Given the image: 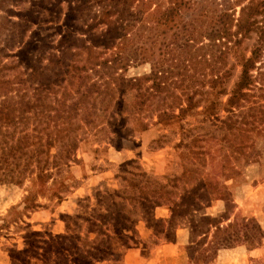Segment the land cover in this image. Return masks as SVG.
<instances>
[{"label":"rangeland","instance_id":"rangeland-1","mask_svg":"<svg viewBox=\"0 0 264 264\" xmlns=\"http://www.w3.org/2000/svg\"><path fill=\"white\" fill-rule=\"evenodd\" d=\"M165 1L167 2V0ZM55 3L56 0H0V8L11 11L12 13L9 15L13 16H7L6 19L10 21L7 23L6 19L2 18L4 14L0 12V49L4 50V54H7L3 58L5 67L0 69V79L26 78L30 75V70H26L22 63L15 66L18 59L14 57L28 41H32L27 51L28 55L33 50L34 61H38L41 64L40 67L47 64L45 58L51 50L49 46L47 49L41 46L44 42L47 43V40H50L51 44L55 46L58 45L66 31L72 29L69 24L65 26L62 23L68 7L65 2L58 4L60 14L58 12L59 16L57 15L55 19L54 15L52 18L56 23L43 24L44 21L41 18L47 17L45 9L48 10ZM113 5V3L108 4L110 7ZM115 5V10L122 11L124 6L121 2H116ZM97 6H99L98 1L90 0L83 13L75 15V19L79 17L76 23L74 20L72 21L74 23L73 30L77 32L76 37L86 39L85 36H80L78 33L92 32L94 21L92 22L90 18L93 17L94 9H97ZM80 11L82 12V10ZM238 12L239 8H236V17ZM85 13L89 15L82 18ZM37 16L39 17L37 18ZM173 17L174 15L166 14L159 24L164 28L175 21ZM60 21L62 22L60 23ZM88 26L89 28H87ZM160 43L159 38L156 45L150 47L155 54L158 52L157 48ZM252 43V40H241L232 49L229 61L234 66V80L244 60L249 56L248 50ZM112 53V50L107 51L106 54L101 55V58H110ZM82 55V58L86 57L85 53ZM201 69H203L202 65H197L193 70L181 71L182 77L171 79L176 84L172 87H177L172 88V91L178 96L182 95L183 91L187 94L197 93L194 100L201 101V106L208 98L206 104L208 114L224 116L219 101L223 102L225 98H219L217 89L212 91L209 96L201 95L204 90H208L206 79L203 77L206 72ZM149 70L148 63L131 65L124 72V76L127 78L139 77L147 74ZM86 75L91 76V71H88ZM93 77L92 75L91 79ZM46 78L49 77L46 76L44 79ZM72 83L73 85H70L67 78L62 81L61 87H54L55 95H51L48 99L43 95L36 101L35 97L30 98L35 84L29 81L26 86L29 95L25 98L24 103L29 102L31 109L25 111L24 117L16 125H8V131L14 135L26 132L29 136L39 137L41 142H44L45 134L53 130L51 128L53 121L49 117L55 116L58 126L66 128L57 133L60 137L58 140L67 144L70 140H74L77 146L74 150L75 163H70L68 173L63 174L66 168L62 173V184L72 187L68 192H63L62 187L57 185L51 190L39 194L36 184L29 180L22 187L0 186V264H68L64 258V256H69L66 250L69 249L71 241L76 242L75 238L78 237L81 240L80 244L83 241L90 253L92 252L97 257L100 256L97 250L92 249L96 246V243L93 244L95 235L88 233L89 228H86V220L98 218L105 214L109 207L107 212L110 215L109 219L118 220L123 217V223L127 224L129 228H110L111 231L108 232V235L111 236L110 239L104 237L103 241L100 240V245L107 246L111 251L107 252L105 259L97 262L98 264H103V262L104 264H124V257L128 251L132 252L140 245L150 249L156 248L155 245H164L173 241L177 230L183 228L188 229L191 235L192 245L189 253L196 256V260L200 264H216L218 252L222 250L241 248L240 251L245 255V251L249 252L247 247L259 248L264 245V236L259 235L253 228L246 229L249 235L247 240L242 236V228H238L239 238L235 242L229 243L231 247H223L220 243L217 247L215 242L219 241L223 235L218 233L216 235V228H214L215 226L224 227L228 222L241 218H252L261 230L264 228V151L260 164L235 169L237 166L241 167L243 161L240 160L241 163L238 165L234 164L232 157L235 154H232L230 150L228 151V162L223 163L220 143L212 138L206 139L211 136L207 134L213 133V130L200 129L201 116L187 117L183 121L184 131L181 134L177 132V123L173 122L171 128L176 133L175 136L168 132L169 136L162 138L160 140L162 143L159 145L158 142L150 143L158 137L157 131L150 129L140 135L131 132L133 127L136 128L134 124L132 125L134 120L127 119L125 114L116 113L122 107L115 104L108 105V100L105 98L102 103L99 102L96 105V108L102 109L100 113L94 114L90 107L92 103L90 98L88 103L79 104L75 109H67L64 112L63 107L69 103L66 104L67 101L64 103L62 97L64 93L73 90L72 86H75L76 82L72 81ZM54 98L57 99L55 103H53ZM185 98L181 97L182 100ZM171 99L168 97V102ZM94 100L100 101L98 98ZM158 102L155 99L153 104L157 105ZM126 105L128 106V104ZM148 106L149 103H145L142 109L149 110ZM11 107L14 108V111L19 112L18 110L23 109L26 105L21 103V105H12ZM15 108L18 109L15 110ZM54 110L56 111L54 112ZM143 115L146 117L145 121L152 120L148 119L151 114L143 112ZM64 117L67 118V122L71 126L67 127V122L61 121ZM123 119H127V128L131 129L122 131ZM2 129L3 127L0 128V130ZM1 132L0 148L3 146ZM122 133L129 134L121 136ZM109 134L111 142L108 141ZM183 135L188 137L182 145L176 147ZM215 135L216 133H214ZM195 138H198V141L195 146H192L191 143ZM57 150L53 149L52 155ZM191 164H195V167L191 168ZM183 170L189 171L187 175L190 174L194 177L172 183L174 177H178ZM234 170L239 174L235 175ZM193 172L195 173L193 174ZM225 173L235 175L234 179L224 183L230 193L228 210H225L219 193L212 191L209 192L206 202L204 199H198V203L202 207L201 212L191 209L187 210L188 212L183 217H171V209L174 208L173 202H178L181 194L173 186L179 188L181 185L178 183L194 184L196 182L193 179L197 180L198 177L206 179L212 184H221L224 181ZM159 184H164L166 191L170 193L163 196L155 193L160 191ZM54 192L61 196L60 199L56 198L58 195H53ZM114 193L117 195H111ZM107 194L111 196L106 198ZM134 194L138 198L133 196ZM142 196H145L146 199H142ZM184 209L185 206L182 205L179 209L175 208L174 211L179 212ZM203 217H207L208 221L202 220ZM105 229L107 230V228ZM140 233L143 236H149L141 238ZM71 236L73 238L70 240ZM56 250L57 253L59 252L58 254L55 253ZM247 261L248 264H264L263 259L257 261L250 258ZM235 264H238V261Z\"/></svg>","mask_w":264,"mask_h":264},{"label":"trees","instance_id":"trees-1","mask_svg":"<svg viewBox=\"0 0 264 264\" xmlns=\"http://www.w3.org/2000/svg\"><path fill=\"white\" fill-rule=\"evenodd\" d=\"M89 1L56 0L57 5L55 3L48 10L45 9L47 12L45 16L49 18L47 20L41 18L43 24L56 23L52 18L55 15L56 19L60 14L58 4L67 3L65 18L60 23H64L65 26L69 24L72 29L66 31L57 47L51 44L50 40H47V43L43 41L41 47L47 49L49 46L51 51L45 58L47 64L41 67V64L33 59V50L28 55L27 51L32 43L28 41L14 57L18 59L15 66L22 63L26 70H30V75L26 78L0 79V128L3 127L0 130L3 131L1 132L3 146L0 148V186L22 187L29 180L36 184L39 194L57 185L62 187L63 192H68L72 188L62 184L61 179L63 174L68 173L70 163L74 162V150L77 145L74 140H70L68 144L58 140L60 137L57 133L66 128L58 126L57 117H49L53 121L51 126L53 130L45 134L44 142H41L39 137L29 136L26 132L14 135L8 131V125H16L24 117L25 111L31 109L29 102L24 103L29 95L26 91L29 81L35 84L30 98L35 97L36 101L43 95L47 99L55 95L54 87H61L63 80L68 78L70 85L75 81L73 90L63 94V102L69 103L63 107L64 112L67 109H75L79 104L88 103L90 98L92 102L90 107L94 114L100 113L102 109L96 108V105L102 103L105 98L108 100V105L115 104L122 107L116 113L125 114L127 119L134 120L132 125L134 124L136 128L131 129L127 128V119H123L122 131L131 129V132L140 135L154 129L158 137L150 143L158 142V145L162 143L160 141L162 138L169 136L168 132L175 136L176 133L171 128L173 122L177 123V132L181 134L184 131L183 121L187 117L201 116L200 129L213 130V133L207 134L211 136L205 137L220 143L223 163L228 162L229 150L235 154L232 157L234 164L238 165L241 163L240 160L243 161L242 166H237L235 169L261 163L264 151V0H167V2L165 0H94L98 1L99 5L97 9L93 8V17L90 18L92 22L94 21L93 25L91 24L94 28L92 32L78 33L86 37L82 39L75 36L77 32L73 30L72 21L74 20L75 23L78 21L79 17L75 19V15L82 14ZM116 2L122 3L124 6L122 11L115 10ZM110 3H113L114 7L108 6ZM236 8H239L237 17ZM0 12L4 14L3 19L8 18L7 16L13 17L9 15L12 12L4 8H0ZM166 14L174 15L175 21L162 28L159 22ZM87 15L89 14L85 13L82 18ZM6 21L10 23L9 19ZM159 38L161 43L155 54L150 47L155 46ZM241 40H252L253 43L248 50L249 56L244 60L234 80V66L230 63L229 57L232 55V49ZM110 50L113 51L112 56L102 59L101 55ZM83 53L85 58H82ZM6 56L4 50L0 49V69L5 67L3 58ZM179 56L181 58H177ZM144 63L150 65L147 74L133 78L124 76V72L131 65ZM197 65H202L201 70L206 72L203 77L206 79L208 90H204L201 95L209 96L217 89L219 98H225V101H219L224 116L208 114L206 108L208 98L201 106V101L194 100L197 93L187 94L183 91L182 95L186 98L182 100V95L178 96L172 91V88L177 87H172L176 84L171 79L182 77L181 71L193 70ZM88 71H91V76L95 78L91 79L90 75H86ZM46 76L49 78L44 79ZM168 97L172 98L170 102L167 100ZM95 98L100 101L96 102ZM155 99L159 101L157 105L153 104ZM55 102L57 99L54 98L53 103ZM21 103L26 107L18 110L19 112L11 107ZM145 103H149V110L142 109ZM199 108L201 110H198ZM143 112L151 114L148 119L152 120L145 121ZM61 121L67 122V118L64 117ZM88 123L92 124L89 121ZM66 126L69 127L71 124L67 122ZM128 134L122 133L121 136ZM187 137L183 135L176 147L182 145ZM108 141L111 142L110 134ZM196 141L198 138L192 141V146L196 145ZM53 149L58 150L52 155ZM193 166L195 167V164H191V168ZM64 168L66 170L63 173ZM188 172L183 170L178 177H174L172 183L181 179L183 181L192 179L194 176L187 175ZM233 173L239 174L235 170ZM235 175L225 173L221 184H212L198 177L197 180L193 179L196 182L194 184L178 183L181 185L179 188L173 186L181 194L178 202H173L171 217H183L191 209L201 212L202 207L198 199H204L206 202L209 192L212 191L219 193L225 210H228L230 193L224 183L234 179ZM158 186L160 191L155 193L162 196L170 193L166 191L164 184ZM53 195L58 193L54 192ZM111 195L107 194L106 198ZM133 196L138 198L136 194ZM60 197L56 196L57 199ZM142 199L146 197L142 196ZM113 205L115 206L114 202ZM182 205L185 206L184 210L174 211ZM109 208L98 218L86 220L88 233L95 235L93 244L96 243V246L92 249L97 250L100 256L90 253L83 241L80 244L81 240L78 237L75 238L76 242L71 241L69 249L66 250L69 256L64 258L68 264H98L97 262L105 259V254L111 251L107 246L100 245L104 237L110 239L111 236L108 235L110 228H129L123 223V217L118 220L109 219L110 215L107 214ZM202 220L208 221V218L203 217ZM214 228L216 235L217 233L223 235L219 241L216 240L217 247L219 243L223 247H231L229 243L239 238L238 228H242V236L246 240L249 238L247 228H253L259 235L264 236V231L252 218L234 219L224 227ZM72 238L69 237L70 240ZM247 248L249 251L258 249ZM190 263L200 264L196 256H192L191 253Z\"/></svg>","mask_w":264,"mask_h":264},{"label":"crops","instance_id":"crops-1","mask_svg":"<svg viewBox=\"0 0 264 264\" xmlns=\"http://www.w3.org/2000/svg\"><path fill=\"white\" fill-rule=\"evenodd\" d=\"M264 231V228H262ZM141 235V233H140ZM149 235L141 238L148 237ZM190 232L188 229H178L175 239L171 242L155 245L156 248H148L140 245L132 252L128 251L124 257V264H189V249L192 245ZM241 248L222 250L218 252L216 264H248L247 260H264V245L254 251H245V255L240 251ZM245 257V259H243ZM194 264V263H192Z\"/></svg>","mask_w":264,"mask_h":264}]
</instances>
